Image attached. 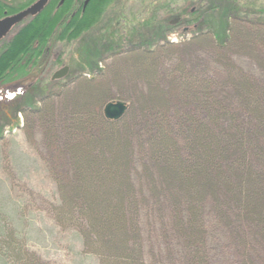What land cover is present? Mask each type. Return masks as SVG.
Here are the masks:
<instances>
[{"label": "rangeland", "instance_id": "1", "mask_svg": "<svg viewBox=\"0 0 264 264\" xmlns=\"http://www.w3.org/2000/svg\"><path fill=\"white\" fill-rule=\"evenodd\" d=\"M179 1L170 0L169 12L163 0H114L81 38L60 42L58 28L38 58L22 61L27 74L0 84V226L14 236L0 239V264H16L15 256L24 250L35 264H105L87 250L81 233L59 221L57 209L62 188L76 186L72 146L93 138V156L105 149L98 142L104 138L98 122L87 124V137L71 133L75 104L88 103L96 115L104 114L106 102L117 100L128 105V115L119 123V151H125L119 155L130 161L129 201L137 209L134 242L141 244L143 264H264V224L248 214L246 196L242 203L236 188L240 177L249 174L264 182V130L251 101L258 97L264 110V0H205V6L231 2L241 12L236 16L250 19L239 29L250 45L234 37L221 48L213 37L193 42L197 31L183 34V26L165 36L169 21L192 7L193 0ZM152 14L159 21L143 27ZM201 31H207L204 23ZM168 41L154 58L136 48L156 50ZM65 66L67 74L54 79ZM185 86L192 91L187 93ZM155 104L164 105L156 108L161 117L144 114L143 109ZM190 117L195 129L205 126L212 134L221 133L227 149L222 162L233 184V190L224 183L204 194L198 240L191 236L189 204L178 201L180 180L169 178V164L157 153L155 141L161 118L173 138L170 151L176 163L190 167L197 153L190 150L184 126ZM236 136L243 141L238 144ZM126 170L118 173L125 184ZM256 187L250 188L256 193L252 200L264 211V183ZM6 240L11 241L7 254L12 258L2 252Z\"/></svg>", "mask_w": 264, "mask_h": 264}, {"label": "trees", "instance_id": "2", "mask_svg": "<svg viewBox=\"0 0 264 264\" xmlns=\"http://www.w3.org/2000/svg\"><path fill=\"white\" fill-rule=\"evenodd\" d=\"M37 1L38 0H0V19L8 15H15L19 11L27 9L28 6ZM83 1L84 0H67L65 3L60 4L61 0H49L42 12L36 16H30L27 20L23 21V23L19 24L20 26L18 29L13 30L8 37L1 40L0 84L17 80L21 76L27 74L29 70H27L24 65H21L22 61L27 60L28 63L30 60L38 58L41 55L40 53L46 50L50 38L57 32L56 30L58 28H60L61 31L57 36L60 42H72L73 40L81 38L84 33L90 31L101 21L103 14L108 9V5L114 0H90L86 7H84ZM201 2V14L203 16L202 24L204 23V25H206L207 31L200 32L202 26L198 28L199 30H195L198 31V34H196V37L192 38L193 42L199 41L202 38L209 40L210 37H213L215 40V47L221 48V46L230 44L232 38L235 37L237 39L240 38L239 40L241 42L243 41L244 44L250 45L246 40L241 39L240 36H243V34H240L241 30L239 31L241 27L245 28L243 22H250V19L248 16H236L235 14L241 13L237 6H235V8L231 2L227 5L215 3L214 1H210L209 5L207 3L205 6L204 3H206V1L202 0ZM77 4L78 7L73 9V6ZM232 14L234 15L232 17L236 19L234 23L229 21V19L232 18L230 17ZM192 15L196 16L197 14L194 13ZM156 17L157 16L152 15L150 19L145 20V22L142 23L143 27L153 24ZM158 21L159 20L155 23ZM169 42L170 41L165 45L157 46L156 50L147 49L145 51L141 45L136 48L142 50L144 55H146L144 57L147 58L149 56L154 58V55L159 52L158 50L166 47L170 44ZM189 84H191V82H187L186 85ZM247 87L248 91L252 90L251 86ZM183 90L187 93L192 91L190 86H185ZM104 97L105 96L102 95L99 98V104H101ZM248 100L250 99H247V101ZM251 101L253 102V106H256L254 115L259 118L261 122L260 129L264 130V110L259 107L258 97ZM75 105L77 111L72 115L73 124L70 128L71 133L73 131V134H77L78 137L85 135L87 124L98 122L104 126L102 132L104 138L100 137L98 142L100 146L105 149L101 150L102 154L98 155V157L93 156L96 148V142L93 138H89L90 140L86 143L79 140L78 143L72 146L71 155L74 162L77 163L75 166L76 175L72 185L76 183V186L75 188H70L71 191L68 186L62 188L60 205L57 209L59 221L65 226L70 224L81 233L84 238L83 241L86 243L87 250H89L90 253L98 255L102 263L143 264L141 244L134 242L137 233L134 214L137 209L134 202L129 201V197H132L133 189L130 185V172H128L130 161L128 158H124L123 162L122 156L119 155L120 152L121 154L125 153V151H119V149L122 148L119 135L121 134L119 123L126 119L128 111L124 117L115 121L106 118L101 112L98 114L96 113V115L92 111L90 112L88 108L89 104L86 102L84 104H79L78 102ZM156 105L157 104L143 109L144 114L149 111L155 115L162 114L158 110L164 108V105ZM37 110H41V108ZM217 114L218 111L216 112V115ZM145 116L147 117L148 115ZM190 118L192 123H190ZM190 118L187 120L189 122L185 123L184 126L188 127L186 132L188 134L187 140L190 150L193 153L197 152L193 157V159L196 158V160L191 162L192 164L190 167L183 166L181 163H176V155L170 151L173 146V138L166 133L161 118L156 121L157 135L155 141L159 145L157 153L160 154V157H163L166 164H169V166L167 165L169 167L167 169L168 175L170 176L169 178L171 180H180L178 186L182 196L178 201H186L189 204L191 208V236H193L195 240H198V238H196V233L197 227L200 224V205L205 197L204 194L209 192L212 188L213 191H216L217 186L224 183L229 191L233 190V184L231 183L232 177L229 175L228 169L225 170V166L222 162L223 156L225 155L224 153H226L227 149L226 141H223L219 136L221 133L215 130L212 134L205 126L203 128L199 126L195 129V121L192 120V117ZM158 135L160 137L162 136L161 140L157 138ZM85 137L87 136L85 135ZM234 139L238 144L242 140V138L237 136ZM230 141L233 142V139H230ZM105 151L110 154H106ZM99 160H101V163ZM241 166L242 165H238V167ZM121 168L127 169L125 176L127 184L122 181L123 174L120 178L118 176ZM206 175L208 178L200 181V178ZM99 182L101 184L99 188L96 189ZM238 183L239 185L236 188L239 189L238 192L241 195L240 201L243 203L242 196H246L247 203L249 204L244 203L246 209L249 210L247 211L248 214L258 218L259 222H263L264 224V211L261 209V204L254 203L253 200L256 198V193L253 194L250 190V188L254 187L255 189L256 186L263 185L264 182H262L261 178L249 174L244 180L240 177ZM5 228L4 226H0V239H6L7 237L14 238V236H10L11 234L8 235ZM2 244L5 246V250H2L3 254L6 257H11L7 254L12 249L11 241L6 240L5 243ZM15 257L16 264H35L36 261L33 257L27 255L25 250L24 253H17Z\"/></svg>", "mask_w": 264, "mask_h": 264}, {"label": "water", "instance_id": "3", "mask_svg": "<svg viewBox=\"0 0 264 264\" xmlns=\"http://www.w3.org/2000/svg\"><path fill=\"white\" fill-rule=\"evenodd\" d=\"M67 0H61L60 4L65 3ZM49 0H38V2L29 6L27 9L17 13L16 15L7 16L4 19H0V40L8 35L10 30L18 25L22 20L28 18V16H36L45 8ZM68 67H63L60 71L54 73V79L63 78L67 74ZM128 109L127 103L121 100L117 101H108L104 108L105 117L110 120L118 121L121 119Z\"/></svg>", "mask_w": 264, "mask_h": 264}, {"label": "flooded vegetation", "instance_id": "4", "mask_svg": "<svg viewBox=\"0 0 264 264\" xmlns=\"http://www.w3.org/2000/svg\"><path fill=\"white\" fill-rule=\"evenodd\" d=\"M181 1L184 3L185 0H180L179 2H181ZM89 2H90V0H84L83 1L84 7H86ZM162 5H163V9L165 11H169V12L171 11L170 10V7H171L170 0H163ZM181 6L182 5L179 6L178 10L183 8ZM201 8H202L201 0H193L191 8L181 10L180 12H178V16L176 18L169 21L170 26H168L165 29V33H166L165 36H167L168 34L172 35L171 32L173 31L172 30L173 27L175 28L178 26H183V31H182L183 34H189L192 31L199 30L198 28L202 26V21H203L202 20L203 16L201 14ZM262 12L264 13V11H262ZM194 13L197 15L193 16L192 14H194ZM259 13H261V12H259ZM152 15L154 16L155 14H152ZM13 30H11L10 32H12ZM10 32H9V34H11Z\"/></svg>", "mask_w": 264, "mask_h": 264}, {"label": "bare ground", "instance_id": "5", "mask_svg": "<svg viewBox=\"0 0 264 264\" xmlns=\"http://www.w3.org/2000/svg\"><path fill=\"white\" fill-rule=\"evenodd\" d=\"M127 110H128V109H127ZM126 112H127V111H126ZM125 115H126V114H125ZM125 115H124V116H125ZM124 116H123V117H124Z\"/></svg>", "mask_w": 264, "mask_h": 264}]
</instances>
